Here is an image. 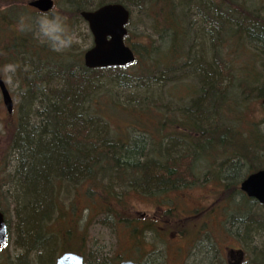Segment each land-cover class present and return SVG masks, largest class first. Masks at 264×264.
I'll list each match as a JSON object with an SVG mask.
<instances>
[{"label":"trees","instance_id":"1","mask_svg":"<svg viewBox=\"0 0 264 264\" xmlns=\"http://www.w3.org/2000/svg\"><path fill=\"white\" fill-rule=\"evenodd\" d=\"M108 3L138 7L143 20L149 21L150 42L133 43L130 31L126 37L137 55L132 66L139 65L131 82L117 73L131 76L124 73L126 68L85 67L83 54L87 48H75L76 27L86 24L80 12ZM261 3L66 0L59 10L43 14L32 10L26 0H0V69L10 67L18 84L16 95L11 92L17 99L16 109L12 115L7 112L13 126L8 163L0 159V203L6 213L9 197L14 200L19 248L24 258L29 253L36 258L31 262L23 259L24 264H55L63 252L84 253L73 236L76 231L86 235L87 212L112 228L123 225L132 238L139 239L140 248L146 247L149 240L145 230L139 229L137 219L130 221L121 210L123 194L129 190L145 195L186 190L194 184L183 176L193 175L197 166L202 169V162L210 166L211 157H224L226 152L237 161L228 163L226 170L223 164L217 172H211L222 177L227 187H234L229 198L231 211L245 212L239 223H244L246 236L261 241L256 258L261 257L264 264V229L250 225L246 212L251 210L252 199L239 187L249 174L264 168V129L260 127L264 119L252 122L246 117L251 101L264 100ZM37 15L51 17V33L41 31ZM86 29L91 39L87 25ZM63 42L69 45L63 46ZM113 75L132 90L142 83L158 82L166 97H150L146 105H141L142 97H129L133 104L122 105L121 109L119 101L106 99L113 95L103 87L112 83L104 82L103 77ZM182 86L186 87L183 94L175 90ZM108 105L114 111H124V118L134 119L133 127L139 131H121L104 112ZM145 114L158 125L162 121L158 118L164 117L157 142L142 131ZM8 120L0 121V134ZM138 139L143 141L142 146ZM175 142L188 147L187 151L196 149L201 158L196 166L187 162L185 153L178 158L182 153L173 147ZM218 145L223 147L221 153H215ZM186 166L188 170L180 171ZM6 186L8 189L3 190ZM83 199L86 201L79 208ZM254 213L264 223V216ZM6 216L12 230L11 216ZM143 226L155 230L154 222ZM205 252L198 264H215L209 249ZM106 254L98 264H119L124 259L122 255Z\"/></svg>","mask_w":264,"mask_h":264},{"label":"rangeland","instance_id":"2","mask_svg":"<svg viewBox=\"0 0 264 264\" xmlns=\"http://www.w3.org/2000/svg\"><path fill=\"white\" fill-rule=\"evenodd\" d=\"M28 1L30 0H26V2ZM65 1L66 0H56V7L54 10H59L60 7H63ZM261 4H264V0H262ZM131 12L132 19L131 25L129 27L131 33L130 41H132L133 43L144 42L145 44L150 42L151 35L149 33H151V30H149V21H147V19L145 18L143 20L142 11L140 10V8L132 7ZM37 17L41 24V31L43 32L44 30L51 33L50 31L52 30V28H54L51 17L43 15H41V17L37 15ZM73 41L76 45L75 48L77 50L80 48L86 49L91 45L92 38H88L86 24L81 23L80 25H77ZM68 45V42H63V46ZM137 66H129L124 69V73L127 75L131 74V76H124L122 72L117 73L118 75H123L122 77L124 78L123 80L125 82H131L130 79L132 78V75L138 74L139 67ZM0 77L5 80L12 94L16 95L18 84L16 81H14V78L11 74V68L4 67L3 69H0ZM115 77L117 76L113 75V77H103L104 82L112 81V83H104L103 87L106 90H109L108 92L113 95V97H107L106 99H109L110 101L116 99L117 101H119L118 106L121 109L122 105L125 108L126 106H129L127 103L133 104L134 100H130L129 102H127L128 97H134L135 99H139L142 97L140 99V102L142 103L141 105H146V103L150 100V97H152V99L158 100L165 99L160 97L165 96V94L164 88L158 82L153 81L145 84L142 83L141 87L137 85L134 87V90H132L131 86L122 85L119 81V78L117 79ZM175 90L183 94L186 91V87H175ZM144 97H147V100L146 98L144 99ZM16 100L17 99H15V102ZM0 105H2L3 107H0V121L6 122L8 120L7 110L3 105L1 94ZM104 112H107V114L112 117V122H116L121 128V131L129 130L132 133H137L139 131L136 129V127H133V125L135 124L134 119L129 120L128 118H124V116L122 115L124 111L123 113L118 112V110L114 111V108L108 105L104 109ZM145 112H147V110ZM157 114L158 113H156V115ZM145 115L146 116L142 118V131L146 133V135L150 137V139H152L154 142H157L160 135V124L163 121L164 117L158 118L162 120L158 125V122L154 118H152V116H150L149 114ZM246 117L252 122L254 120L259 121L264 119V100L251 101L250 108L246 114ZM220 120L221 119H219V121ZM7 123V128L0 134V159L3 164L8 163L5 161L8 159L9 145L12 137L11 127L13 126V124L9 123V120ZM260 127L264 129V125L262 124H260ZM0 128L2 129L1 125ZM149 132L151 133V136L149 135ZM192 135L194 136V134ZM137 142L139 146H142L144 144L141 139H138ZM165 145L168 144L165 142ZM148 147H150V144L147 145V148ZM173 147L181 151L182 154L178 155L179 159L184 156V153L185 155H188L189 157L187 159V162L190 161L192 166H196L197 162H199V160L201 159L198 156L196 149L189 148V150L187 151L188 147L182 144H178V142H175ZM206 148H208V145H206ZM222 151L223 147L221 145H218L215 153H221ZM227 153L228 152L223 155L224 157H211L210 166H207L205 165V162H202L201 164H204L202 169L197 166L194 169L193 175L189 174L183 176L185 180L194 184L190 188H185L186 190L169 192V194L159 192L155 195H145L142 193L139 194L138 192L129 190L128 192H125L123 194L122 199L124 201V209L121 210L124 212L125 217H127L130 221L132 219L134 221L137 219L136 222L139 229L145 230V233L149 240L146 247L140 248L139 239L137 237L132 238L129 231L126 230L123 225L117 224L116 227L112 228V225L107 223L105 220H102V218L97 217L95 219V215L93 213H84L87 217L86 235L81 234L80 231H76L73 236V241L76 246L80 245L82 247L81 250L84 252V254H86L88 264H98V261H101L102 258L107 255L106 253H108L109 257L122 255L123 258L127 259L131 257L133 259H139L143 262V264H182L181 259L178 260L177 263L174 260L173 263V253L178 238H181L182 240L179 245L183 246L184 248H193L194 245H196L195 243L203 237H205V241L208 245L215 241L214 243L216 244L217 242L219 244V247H221L223 250L226 246L243 248L247 252L248 256L245 264H250L252 248H259L261 241L259 240V238L255 239L244 235L245 229L243 228V226H241L242 223H239L238 219H233V216H231L232 214L230 213L232 212L230 208L232 206V202L229 203V198L232 197V191L235 190L234 187H227V182H223L224 179L222 177L218 178L214 173L211 172H217L219 169H221L220 166H222L223 164V168H225L226 170V167L229 165L228 163H234L237 161L236 156H234L233 158L231 156H228L229 154ZM244 168L245 166H243L241 172L244 171ZM180 169V171L184 172L189 168L186 166L184 169ZM197 172L201 174L198 175L199 173L197 174ZM241 179H243V177ZM240 183L241 182H239V187ZM10 188L13 189L12 186H10ZM4 189H8V186L4 187L3 190ZM238 199H241L240 196H238ZM9 200V204L5 205V208H7L8 206L9 210H5H7L6 213L11 216L12 230L10 233L9 244L6 246V248L3 249V251H0V264H24L23 259H25V261L29 259L31 262L33 259H36L34 253H29V255L24 258V252L19 248L20 245L18 243V229L16 223L17 218L14 211L15 203L13 199H10V197ZM85 201L86 200L83 199L80 202L79 208L84 204ZM250 202V209L253 212L264 213L260 212L259 210L261 209V211H264V205H261L252 200ZM215 217L217 219L216 225L214 222ZM146 222H154L156 233L154 232L155 230L152 229H143V225ZM82 235L86 236V239L84 241L81 240ZM212 236H214L215 238ZM201 250H203V248L196 249L195 251H197L196 253L200 254L202 252ZM224 257V262L228 264L226 260L227 256L223 253L221 255V258ZM253 259L254 264L262 263L261 257H254ZM213 260L214 262H216L214 256ZM192 261L193 259L192 257H190L188 263L192 264Z\"/></svg>","mask_w":264,"mask_h":264},{"label":"water","instance_id":"3","mask_svg":"<svg viewBox=\"0 0 264 264\" xmlns=\"http://www.w3.org/2000/svg\"><path fill=\"white\" fill-rule=\"evenodd\" d=\"M54 0H32L29 5L42 12L54 7ZM81 16L88 22L94 37V45L84 55L85 66L88 68L125 67L135 62L133 50L125 43L128 33L127 25L130 11L120 3L106 4L93 11H83ZM0 89L5 107L13 112L14 100L4 82L0 78ZM241 190L250 198L264 205V169L256 171L241 183ZM8 241V226L5 215L0 208V248ZM56 264H85V258L75 252H66L58 257ZM121 264H138L123 261Z\"/></svg>","mask_w":264,"mask_h":264},{"label":"flooded vegetation","instance_id":"4","mask_svg":"<svg viewBox=\"0 0 264 264\" xmlns=\"http://www.w3.org/2000/svg\"><path fill=\"white\" fill-rule=\"evenodd\" d=\"M214 222L216 225L217 224L216 217L214 218ZM212 237H214V236H212ZM181 241H182L181 238H178V241L176 242V247L174 246L175 249H174L173 254H174L175 259L173 257V263H174V260L177 263L178 260L181 259L182 264H189L190 263V261L188 263L189 258L192 257V259H194L196 252H197L195 250L199 249V248L200 249L203 248V250H201L202 252L200 254L197 253L199 256V259L202 260V257H203L202 255H204L206 253L205 250L209 249L211 256H214V258L216 260L215 264H223V262L225 260V257L221 258V255L223 253L226 254V256H227L226 260H227L228 264H245L246 260L248 258L247 252L243 248H238V247H234V246H226L223 250L221 247H219V244L217 242H216V244L214 243L215 241L212 242L210 245H208L207 242L205 241V237H203L202 239H199L197 241L198 244H196L197 243L196 242L195 243L196 245H194L193 248H191V247H185L184 248L183 246L179 245V243ZM201 246H202V248H201ZM139 262H140V264H143V262L141 260ZM194 262L195 261H192V264H194Z\"/></svg>","mask_w":264,"mask_h":264},{"label":"bare ground","instance_id":"5","mask_svg":"<svg viewBox=\"0 0 264 264\" xmlns=\"http://www.w3.org/2000/svg\"><path fill=\"white\" fill-rule=\"evenodd\" d=\"M127 9L130 11V13H132L131 12V10H132V7H130V9L127 7ZM128 90H129V88H128ZM128 99H129V97H128ZM127 99V100H128ZM129 101V100H128ZM245 179V178H244ZM243 179V180H244ZM242 180V181H243ZM242 181H241V183H242ZM240 183V184H241ZM15 186V185H14ZM260 210V212H264L263 210L261 211V209H259ZM258 214L259 215H262V216H264V213H259L258 212ZM244 215H245V212H240V211H237V210H235V211H233L232 212V215L231 216H233L232 218L233 219H238V220H241V218H244ZM246 217L248 218V220H249V223H250V225L251 226H253V228H263L264 229V223L263 222H261L257 217H256V215H255V213L252 211V210H250V211H248V213L246 212ZM239 222V221H238ZM241 226H244V224H241ZM247 230L245 231V233H244V235L246 236L247 235ZM256 250H257V248L256 247H254V248H252V251H251V258H250V264H254L253 263V261H254V257L256 258ZM252 259V260H251ZM200 259H199V256H198V254L196 253V255H195V258L193 259V261H195L194 262V264L196 263H198V261H199Z\"/></svg>","mask_w":264,"mask_h":264}]
</instances>
